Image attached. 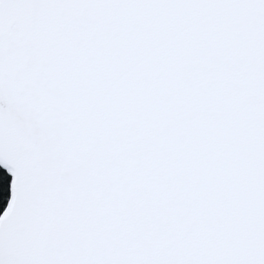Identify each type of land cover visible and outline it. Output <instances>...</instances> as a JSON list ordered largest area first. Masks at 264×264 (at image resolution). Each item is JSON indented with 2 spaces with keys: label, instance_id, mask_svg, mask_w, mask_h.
<instances>
[{
  "label": "snow or ice",
  "instance_id": "snow-or-ice-1",
  "mask_svg": "<svg viewBox=\"0 0 264 264\" xmlns=\"http://www.w3.org/2000/svg\"><path fill=\"white\" fill-rule=\"evenodd\" d=\"M0 264H264V0H0Z\"/></svg>",
  "mask_w": 264,
  "mask_h": 264
},
{
  "label": "trees",
  "instance_id": "trees-1",
  "mask_svg": "<svg viewBox=\"0 0 264 264\" xmlns=\"http://www.w3.org/2000/svg\"><path fill=\"white\" fill-rule=\"evenodd\" d=\"M3 210V207L2 206H0V213H1V211Z\"/></svg>",
  "mask_w": 264,
  "mask_h": 264
},
{
  "label": "water",
  "instance_id": "water-1",
  "mask_svg": "<svg viewBox=\"0 0 264 264\" xmlns=\"http://www.w3.org/2000/svg\"><path fill=\"white\" fill-rule=\"evenodd\" d=\"M3 211V210H2ZM2 211H1V213L0 214H2Z\"/></svg>",
  "mask_w": 264,
  "mask_h": 264
}]
</instances>
